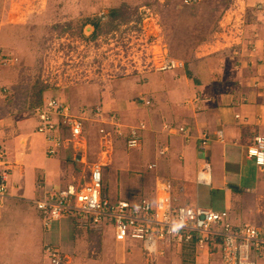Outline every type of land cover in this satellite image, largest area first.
Instances as JSON below:
<instances>
[{
	"label": "rangeland",
	"instance_id": "rangeland-1",
	"mask_svg": "<svg viewBox=\"0 0 264 264\" xmlns=\"http://www.w3.org/2000/svg\"><path fill=\"white\" fill-rule=\"evenodd\" d=\"M256 9L264 10V0H194L188 4L182 0H0V59L6 61L0 63V148L7 157L9 151L3 142L10 135L22 131L20 125L28 126L25 131L31 130L29 120L36 121L32 109L39 100L41 105L52 98L64 100L75 111L98 105L120 114L123 100L118 93L122 91L121 84L130 82L137 85L138 78L147 82L145 75L160 72L151 66L153 58L157 60L165 52L166 56L187 68L197 56L216 48L214 41L230 25L224 19L226 14L237 10L241 12L242 19L251 22L255 20L252 10ZM112 10L114 15L110 13ZM94 23H97L96 30ZM240 29L244 28L241 26ZM211 45H215L214 48ZM134 98L129 96V102L134 103ZM95 125L89 120L84 127L87 164L79 168L85 173L89 165L100 160ZM112 145V162L102 171L107 194L116 190L117 195V181L124 184L125 175L136 182L146 176L144 178L150 181L148 188L156 176L166 177L159 168L153 173L146 169L148 161L154 162V158L139 159L137 163L134 160L147 148L155 157L158 147L165 146L164 139L154 137L149 140L145 137L137 150H128L119 138L114 139ZM166 145H169V150L170 144ZM209 151L204 152L208 153L215 180L217 167ZM241 151L245 155L246 149ZM64 154H72L71 145ZM202 156L204 153L200 158ZM126 160L132 164L129 168L122 165L128 169L122 172L118 163L123 164ZM12 176L11 171L7 173V197L14 180ZM173 184V195L182 196L177 189L179 187ZM207 189L196 185V204L214 211L225 210L232 215V208L225 206L222 197L218 193L209 194ZM190 192L186 190V193ZM32 206L37 212L33 222H26L20 211L1 216L0 239L5 240L6 252H14L17 256V260L12 262L48 264L42 252L44 244L54 245L62 254L71 255V247H66L69 236H72V240L80 238L84 262L146 264L141 258L139 242L128 240L124 245L116 244L110 228L104 229L100 237L91 230H77L71 219H63L61 222H65L68 234L63 233L59 239L56 224L45 232L41 214ZM6 209L3 210L7 212ZM74 234L78 235L75 237ZM176 255L186 258L187 262L182 264H195L191 262L194 256L190 251ZM164 257L148 264H175L166 262Z\"/></svg>",
	"mask_w": 264,
	"mask_h": 264
},
{
	"label": "crops",
	"instance_id": "crops-1",
	"mask_svg": "<svg viewBox=\"0 0 264 264\" xmlns=\"http://www.w3.org/2000/svg\"><path fill=\"white\" fill-rule=\"evenodd\" d=\"M252 11L255 20H250L251 22L242 19L241 12L237 10L226 14L224 19L230 25L228 29L225 28L227 29L225 32L219 34L221 37L214 41L216 48L203 56H197L187 68H183L184 64L182 66L181 63L170 70L157 72L154 69L157 73L145 75L147 82H142L140 80L142 78H138L137 85H131L130 82L121 84L122 91L118 93L123 100L120 106L121 113L114 112V114L117 115L123 135L112 136L111 143L119 138L126 146L125 136L128 129L143 123L144 129L139 131V147L126 148L140 149L145 137L149 140L154 137L164 139L165 146L158 147L155 157L147 148L134 160L137 163L139 159L154 158V162L148 161L146 169L153 173V170L159 168L166 177L156 176L152 186L148 188L150 181L144 178L146 176L136 182L125 175L124 184L117 181V195L116 190L110 191V195L107 194L103 184L102 194L107 198L131 200L140 196L149 197L157 181L164 179L170 182L172 195L173 183L179 187L177 189L182 196L173 195L178 203L197 205L196 185L200 183L196 182V176L206 161L209 164V181L208 184L200 185L208 188L209 194L218 193L225 206L227 204L232 208V215L229 216L234 224L242 222L260 224L263 226L262 229L258 225L256 227L264 231V169L256 167L254 162L247 159L241 151L242 148L246 149L255 135L264 134V14H262L264 10ZM241 26L244 29L241 30ZM243 30L248 36L244 35ZM214 46L211 45V48ZM129 91V96L135 97L132 100L134 103L129 102L127 96ZM141 96L152 101L150 106L146 107L138 103V98ZM96 106L103 112H111ZM126 118L130 120L129 123ZM141 118L142 121L139 120ZM30 120V131H25L27 125H20L22 131L10 135L3 142L5 149L9 151L6 158L9 162V172L13 174L14 180L7 201L0 206V219L5 213L20 211L19 214L24 215L26 222H33L37 213L32 206L33 200L40 199L46 192L62 188L68 183H82L89 175L90 165L86 173L79 168L87 164L86 147L77 155L72 153L67 156L64 154L66 149H62L63 152L61 151L57 157H48L45 154L44 138L35 132V122L33 119ZM135 120L137 121L132 123ZM95 124V135L99 140V124ZM165 125L186 126L190 136L186 140L181 134L170 133L164 129ZM202 134H205L209 140L206 148H202L200 144L199 138ZM1 139L0 136V141ZM166 144H170L169 150L167 147L169 145ZM163 149L166 151L161 154L160 151ZM207 149L210 150L217 167L215 180L212 177L208 153L204 152ZM203 153L202 159L200 156ZM99 162H101V154ZM111 162L110 155L104 167L109 166ZM118 164L123 172L128 170L126 167L129 168L132 163L126 160L123 164L121 162ZM148 166L152 167L148 168ZM140 187L144 191H140ZM147 189L149 192H146ZM186 190L191 192L188 194ZM4 208H7V212L3 210ZM54 224L57 225L56 232L59 239L63 233L68 234L69 230L65 222L59 221ZM94 232L100 237L103 234V232ZM77 235L74 234L75 237ZM72 238L69 236L66 247H71V255H65L67 260L64 264H90L83 260L80 238L74 240ZM5 245V240L0 239V264H44L12 262L17 260V256L14 252H6ZM14 248L16 251L17 246L15 245ZM139 251L146 264L156 262L157 258L165 255L166 262L182 264L187 262L186 258L177 257L176 254L185 251L192 253L194 257L191 262L195 264H220L218 249L213 248L211 251L198 249L194 244L164 248L163 254L155 255L153 258H146L141 247ZM139 251L136 254L140 253ZM44 260H46L45 256ZM251 260L264 264L263 259L252 256Z\"/></svg>",
	"mask_w": 264,
	"mask_h": 264
},
{
	"label": "built area",
	"instance_id": "built-area-1",
	"mask_svg": "<svg viewBox=\"0 0 264 264\" xmlns=\"http://www.w3.org/2000/svg\"><path fill=\"white\" fill-rule=\"evenodd\" d=\"M193 1L182 0L186 4ZM159 57L157 60L153 58L154 63L151 65L156 70H170L179 65L165 52ZM0 63L6 61L0 59ZM151 102L142 96L138 98V103L146 107ZM32 111L36 116L35 132L44 138L45 154L48 157H57L69 145L74 155L80 154L87 143L85 123L92 120L99 124L101 162L90 165L87 180L52 189L42 198L32 201L41 214V225L45 231H49L56 222L71 219L78 229L102 233L104 229L110 228L117 243L124 245L128 240L139 242L146 258L163 254L164 248L194 244L198 249H218L220 264H259L251 260L252 256L264 261L263 230L249 223L234 224L225 210L214 211L193 204L178 203L167 180H158L149 197L111 200L104 196L102 168L111 155V137L123 135L117 115L113 112H103L97 106L73 111L67 102L55 98L44 101ZM143 129V123L128 129L125 136L128 149L139 147V131ZM164 129L181 134L186 140L190 136L186 126L165 125ZM199 140L202 148L208 146L209 140L205 134ZM165 151L163 149L160 153ZM245 156L256 167L264 169V134L252 138L246 146ZM9 170L5 152L0 148V206L7 197ZM205 174L209 177V164L206 161L197 173L196 182L208 184L209 179L206 181L203 177ZM42 252L48 264H63L67 260L51 244H44Z\"/></svg>",
	"mask_w": 264,
	"mask_h": 264
},
{
	"label": "trees",
	"instance_id": "trees-1",
	"mask_svg": "<svg viewBox=\"0 0 264 264\" xmlns=\"http://www.w3.org/2000/svg\"><path fill=\"white\" fill-rule=\"evenodd\" d=\"M110 13H111L112 15H114L115 12L112 10ZM96 27H97V23H94V24H93V28H94V30H96ZM41 103H42V101L39 100V102L33 107V109H34L35 107L40 106ZM102 192H103V190H102ZM103 195H104V194H103ZM104 196H105V195H104Z\"/></svg>",
	"mask_w": 264,
	"mask_h": 264
},
{
	"label": "bare ground",
	"instance_id": "bare-ground-1",
	"mask_svg": "<svg viewBox=\"0 0 264 264\" xmlns=\"http://www.w3.org/2000/svg\"><path fill=\"white\" fill-rule=\"evenodd\" d=\"M203 177L205 178L206 181H208L209 177L207 174L203 175Z\"/></svg>",
	"mask_w": 264,
	"mask_h": 264
}]
</instances>
